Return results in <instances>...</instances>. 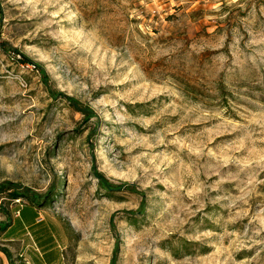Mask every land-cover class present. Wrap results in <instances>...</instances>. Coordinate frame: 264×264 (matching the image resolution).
I'll return each mask as SVG.
<instances>
[{
	"label": "rangeland",
	"instance_id": "rangeland-1",
	"mask_svg": "<svg viewBox=\"0 0 264 264\" xmlns=\"http://www.w3.org/2000/svg\"><path fill=\"white\" fill-rule=\"evenodd\" d=\"M0 46V183L50 198L0 264H264V0H0Z\"/></svg>",
	"mask_w": 264,
	"mask_h": 264
},
{
	"label": "trees",
	"instance_id": "trees-1",
	"mask_svg": "<svg viewBox=\"0 0 264 264\" xmlns=\"http://www.w3.org/2000/svg\"><path fill=\"white\" fill-rule=\"evenodd\" d=\"M1 47V46H0ZM19 57L21 59V63H29L33 68H38L37 65L32 64L28 59L24 58L21 54H19ZM42 73V70H40ZM43 74V73H42ZM44 76V75H43ZM45 78V76L43 77ZM70 106H75L76 102L69 101ZM97 180L101 188L106 192H112L111 187L106 184L100 177V175H97ZM0 213H3L5 218L4 222H0V233H5L6 231L11 229V222H10V216L8 212L3 208V205L7 203H14L16 201H26L31 207L33 208H40L45 206L49 203L50 198L46 195H40L37 193H34L29 188L22 187L16 184H13L11 182H1L0 183ZM19 214V212H18ZM0 252L8 259L10 260V253L6 249H1Z\"/></svg>",
	"mask_w": 264,
	"mask_h": 264
}]
</instances>
